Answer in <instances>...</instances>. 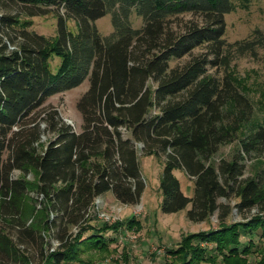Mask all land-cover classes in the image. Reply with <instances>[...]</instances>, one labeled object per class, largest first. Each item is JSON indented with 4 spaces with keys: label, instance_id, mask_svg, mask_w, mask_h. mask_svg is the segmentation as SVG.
Here are the masks:
<instances>
[{
    "label": "trees",
    "instance_id": "trees-1",
    "mask_svg": "<svg viewBox=\"0 0 264 264\" xmlns=\"http://www.w3.org/2000/svg\"><path fill=\"white\" fill-rule=\"evenodd\" d=\"M251 3L0 0V8L25 9L0 17V264H31V247L42 264H87L83 253L111 252L109 233L138 230L135 219L99 226L94 209L107 193L122 204L140 202L146 187L140 145L144 157L163 160V213L192 205L187 216L195 222L220 213L218 228L188 234L169 249V264H264V115H254L257 103L243 80L209 71L228 68L232 54L264 48L259 29L243 42L225 39L226 16ZM108 14L113 31L104 36L95 23ZM183 14L201 23L175 31L172 19ZM49 15L54 37L29 30L27 18ZM202 47L204 55L172 67ZM87 80L77 131L46 103ZM258 105L264 111L260 99ZM232 143V160L216 167L218 147ZM248 156L250 174L240 179ZM176 169L194 180L193 197L182 192ZM219 198L235 200L240 213L257 212L228 222L230 205Z\"/></svg>",
    "mask_w": 264,
    "mask_h": 264
},
{
    "label": "rangeland",
    "instance_id": "rangeland-1",
    "mask_svg": "<svg viewBox=\"0 0 264 264\" xmlns=\"http://www.w3.org/2000/svg\"><path fill=\"white\" fill-rule=\"evenodd\" d=\"M23 12H25V9L17 5H8L0 8V17L5 13L22 15L24 14ZM27 20L31 21L29 30L46 37L55 36L56 19L50 15L27 18ZM226 21L227 33L225 39L229 43L243 42L249 38L251 39L254 31L257 29L264 32V0H252L248 10L238 9L227 15ZM191 22L201 23V19L192 14H183L172 19V26L175 31H181L185 25ZM95 24L99 32L104 36L109 35L113 31L110 14L98 20ZM139 24L140 21L137 25ZM70 27L72 30H76L74 23H70ZM205 52V47L196 49L192 55L180 60H174L171 62V65L172 67H183L194 58L204 55ZM231 59L232 61L228 68H210V73L221 77L230 71L236 77L243 80L252 92L249 93V97L257 103V106L255 105L253 109L254 115L257 117L264 115V111L258 105L259 99L264 104V48H258L256 53L245 55L232 54ZM88 87L89 82L87 80L73 90L52 96L46 103V106L56 108L63 119L79 131L83 120L77 109V102L88 90ZM141 148L142 146L140 145L139 155L143 156L141 164L146 187L140 202L135 205L122 204L111 195L112 193H107L96 199V208L94 209L98 211L99 226L117 221L127 223L135 219V221L139 222L140 228L137 230L136 228L128 229L124 227L123 233H109L107 235L109 239H115L114 243L110 246L111 252L109 254L95 251L83 253L81 257L87 264H169L167 261L169 259L167 251L171 248H177L186 235L216 229L219 226V212L202 222L189 220L187 214L192 209V205L177 213H163L161 210L163 196L160 192L163 160L155 156L144 157ZM235 152L236 145L234 143L221 144L212 160L215 162L216 167H218L223 160H232ZM159 156L162 159L166 158L163 153H160ZM252 158L248 156L244 175L240 179L249 176L250 167L254 161ZM174 174L181 183L182 192L188 197H193L195 193L194 180L178 169L174 171ZM16 175H19V172ZM30 177L32 178V176ZM218 201L221 205H230L231 213L227 219L228 222L243 220V218L250 217L257 212V208H255L251 212L240 213L235 208V200L233 199L228 202L225 198H219ZM8 231L16 240L14 231L11 229ZM253 240L258 243L260 238L256 236ZM51 244L53 249L58 247L56 240H51ZM202 244L206 246L205 242ZM30 257L31 264H42L41 256L36 247H31ZM253 260L254 258L251 259V261ZM7 262L6 264H16L10 261ZM63 264H78V262Z\"/></svg>",
    "mask_w": 264,
    "mask_h": 264
},
{
    "label": "crops",
    "instance_id": "crops-1",
    "mask_svg": "<svg viewBox=\"0 0 264 264\" xmlns=\"http://www.w3.org/2000/svg\"><path fill=\"white\" fill-rule=\"evenodd\" d=\"M79 131H81V128L79 129ZM112 195V194H111ZM113 196V195H112Z\"/></svg>",
    "mask_w": 264,
    "mask_h": 264
}]
</instances>
